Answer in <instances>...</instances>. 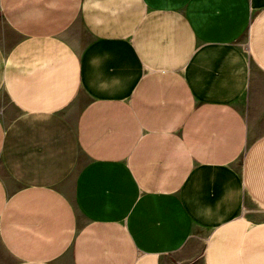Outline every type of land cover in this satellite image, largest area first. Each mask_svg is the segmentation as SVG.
Returning <instances> with one entry per match:
<instances>
[{
  "label": "crops",
  "instance_id": "0c3cea01",
  "mask_svg": "<svg viewBox=\"0 0 264 264\" xmlns=\"http://www.w3.org/2000/svg\"><path fill=\"white\" fill-rule=\"evenodd\" d=\"M0 264H264V0H0Z\"/></svg>",
  "mask_w": 264,
  "mask_h": 264
},
{
  "label": "rangeland",
  "instance_id": "374dc122",
  "mask_svg": "<svg viewBox=\"0 0 264 264\" xmlns=\"http://www.w3.org/2000/svg\"><path fill=\"white\" fill-rule=\"evenodd\" d=\"M0 100H1V105H2V102H6L7 100H6V96L4 95V93L3 92H1V94H0ZM0 105V106H1ZM0 258L1 259H4V260H7L8 259V257L4 254V253H1L0 254Z\"/></svg>",
  "mask_w": 264,
  "mask_h": 264
}]
</instances>
